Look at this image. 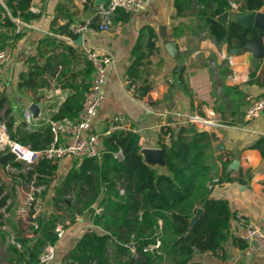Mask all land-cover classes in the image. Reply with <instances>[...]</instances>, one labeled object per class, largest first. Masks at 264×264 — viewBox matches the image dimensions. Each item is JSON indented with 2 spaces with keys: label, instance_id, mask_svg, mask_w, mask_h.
<instances>
[{
  "label": "trees",
  "instance_id": "obj_1",
  "mask_svg": "<svg viewBox=\"0 0 264 264\" xmlns=\"http://www.w3.org/2000/svg\"><path fill=\"white\" fill-rule=\"evenodd\" d=\"M6 1L12 16L27 23L40 19L49 3V0H44L41 12L36 13L30 9L32 0ZM174 3L177 16H187L196 11L195 15L200 20L201 26L208 28L214 36L213 40L219 44L221 38V42L227 43L229 49L242 48L248 41L257 38L260 33L257 29L249 28L235 20L229 23L228 20H223L221 26L218 16L225 11L227 0H175ZM263 3L264 0H245L241 10L258 9ZM76 11L73 0H59L51 21V31L77 39L78 34L74 32V24L77 21ZM130 17L131 13L118 9L114 21L125 22L129 21ZM59 19H67L68 22L57 26ZM147 27L149 30L146 44L148 53L143 50L141 42L134 47V61L128 70L132 81L137 79L141 69L147 64L146 59L156 50V33L152 27ZM26 35L25 30L16 33V23L9 15L5 18L0 16V49L9 44L14 45ZM57 41V36L42 37L38 45L40 54L44 55L45 52L56 47ZM71 56L74 63L71 72H68L70 58L67 53L63 54L61 63L65 64V68L62 73H68L59 79L50 75L44 63L40 61L41 71L36 73L35 78L47 77L51 84L46 78L30 79L28 83L33 84L34 92L50 85L46 91L41 92L37 98L38 103L49 101L50 93L58 91L64 93L63 86L67 83H72L77 91L82 92L87 55L73 47ZM53 70L54 65L50 63L49 71L54 75ZM92 76L93 67L90 65L87 81ZM27 77V75L24 76V81ZM149 90V87H145L144 92ZM71 101L72 97L67 94L57 105L58 110H71ZM6 104L10 105L5 109V115L9 117L10 135L14 140L36 150L50 143V128L42 126L36 131H30L25 129L22 123L18 124L16 117L12 114L13 107L10 104L9 95L5 91H0V111ZM126 130V132L114 131L105 139L106 146L109 148L113 138H120L123 142L124 158L120 160L109 156L104 161L100 159L99 163H96L97 158H86L79 169H71L55 187L57 194L52 201V210L47 215L41 213L29 221L28 227L17 240L22 245L21 249L15 245L1 264H8L19 249L10 264L36 263L44 246L48 243L54 244L59 239L55 230L57 224L62 222L66 228L78 221L71 214L70 224H66L64 213L73 212L79 208V189L85 185L86 181L88 184L84 189L85 202L79 211L89 210L90 218H93L94 222L93 226L87 229L69 251L65 258L66 262L64 261L66 264H111L107 258L110 240L114 241L117 253L127 256V259L118 260L114 264H143L142 262L144 264H204L196 261L195 255L198 252L210 251L216 256L224 257L221 251L224 244L230 240L237 247H246L245 242L233 236L232 222L236 214L229 200L213 198L212 189L208 187L219 167L213 151V142L216 139L214 133L192 131L191 127L186 124L181 125L177 130L168 127L165 135H169L170 143L167 144L165 141L159 143L165 155L167 170L160 172L147 164L141 153L143 145L140 140L143 132ZM26 162V179L23 185L25 193L31 192L32 186L40 188V191L35 190L34 192H41L51 185L54 186L58 180L59 162L55 163L47 159H41L39 165L33 161ZM100 163L101 169L98 170ZM223 163L226 169L229 162ZM7 165L19 172L9 170L5 166L7 176L13 181L11 187L0 178V208H5V212L11 211L19 202L14 187L16 184H22L23 179L21 163L9 160ZM95 170H97L96 175L91 178ZM119 183L123 184L126 189L125 196H121L117 189ZM102 186L106 189L100 205L105 212L98 214L96 206L93 205L102 191ZM45 195L44 192L42 197ZM11 199L12 202H9ZM200 207L203 213L191 225V219ZM7 220L8 218L1 212L0 238L2 239H6L8 234L3 229ZM160 220H162V225ZM10 221L13 223V220ZM104 222L109 225L115 224L114 230L111 231L108 227L103 233L97 230V227ZM118 227L122 230L119 231ZM158 239L161 241L159 248L144 250L155 244ZM12 247L11 245L9 250Z\"/></svg>",
  "mask_w": 264,
  "mask_h": 264
},
{
  "label": "crops",
  "instance_id": "obj_2",
  "mask_svg": "<svg viewBox=\"0 0 264 264\" xmlns=\"http://www.w3.org/2000/svg\"><path fill=\"white\" fill-rule=\"evenodd\" d=\"M58 1L49 0L47 9L38 19V26L31 25L30 34L28 32L23 39L14 44V56L21 54V57H24L33 55V53L39 54L38 59L44 63L47 72L54 77L55 74L53 75L49 71L47 54L51 55L60 46V40H69L68 44L75 45V48L82 52L83 49L99 47L102 51L112 54L115 62L109 66L107 71L106 81L108 82L105 83V99L112 96L114 101L121 100L123 104L129 99L126 106L128 111L122 112H126L132 119L131 122H127L130 129L135 132H143L140 140L141 145L148 139L154 142L155 137L151 139L150 132L157 131L166 125L193 126L186 122V116L190 114L198 113L216 122L209 132L216 135L213 151L219 167L214 173V179L220 178V182L212 189L211 196L228 199L235 214L241 212L245 218H252L264 228V114L253 119L246 117V111L251 101L264 96V58L256 62L250 51L232 53V49L228 48L227 43H222L221 38L217 44L213 40L214 36L204 26L200 30L204 38L201 40L199 48L192 47L191 44L194 45L191 42L192 37L199 29L192 27L193 24L191 25L190 22L193 16L190 14L177 16L175 0H152L139 12L132 13L129 21H114V25L109 31H96L82 36V41H79L80 35L77 39H73L51 31V21ZM73 2L75 10H77V21L74 26L87 19L96 20L94 17L97 8L95 2L92 5L81 3L79 0H73ZM244 3L245 0L241 2L239 12L229 13L228 23L235 14L253 11L241 10ZM43 5L44 0H32L31 6L36 13L41 12ZM254 10L264 11V3L262 7ZM225 11H228V6ZM67 22V19H59L57 26ZM147 26L152 27L156 33V50L146 59L147 64L141 69L137 79L132 81L128 70L134 61V47L141 42L143 50L148 53L146 44L149 30ZM4 30L7 29L4 28ZM23 30L26 29L23 28ZM46 35L57 36V46L41 55L38 45L40 39ZM34 37L37 38L32 41ZM67 55L70 58L68 70L70 72L74 60L71 51ZM229 58L231 62H229ZM13 59L15 60L14 57ZM23 63L21 59L18 66H24ZM90 65L84 71L83 85L88 83L86 77ZM7 66L0 69L3 72L2 75H4ZM184 66L186 68L183 71ZM68 72H64L62 75ZM35 75L32 78H35ZM39 78L48 79L43 76L35 79ZM48 81L51 84L49 79ZM19 83L18 80L13 82L14 87H17ZM68 85L71 86L70 83ZM49 86L39 88L35 92V96L32 97V101L27 105L36 102V95L46 91ZM145 87L150 88L146 93L144 92ZM27 90L29 91L28 87ZM4 91L6 92L5 86ZM29 93L32 94V91ZM65 95L67 93L60 91L50 93L49 101L43 102V104L51 109H56L58 102ZM73 95L74 93L70 96L74 98ZM148 97H152L153 102L149 103L150 107L147 109L142 100ZM41 110L43 111V108ZM169 115L174 116L171 118ZM115 125H109L104 132L115 131ZM164 141L167 144L170 143L169 135H165ZM155 147H159V145ZM68 158L64 161L73 169L76 167L75 162L73 158L72 162L70 159L67 162ZM233 160H238L239 165L237 169L232 170L230 165ZM225 161L229 162L226 169H224L223 163ZM80 220L65 228L66 233L59 244V249L65 250V252L63 251V262L77 240L85 234L88 228H91L89 226L83 228L86 222L83 218ZM84 222L85 224H83ZM232 224L233 236L245 242L244 223L234 217ZM13 248L8 250L7 254ZM62 251H59L52 264H61L60 252ZM221 254H224V257L216 256L210 251L198 252L195 259L204 264H264V250L251 251L246 247L240 248L234 245L232 240L224 244Z\"/></svg>",
  "mask_w": 264,
  "mask_h": 264
},
{
  "label": "built area",
  "instance_id": "obj_3",
  "mask_svg": "<svg viewBox=\"0 0 264 264\" xmlns=\"http://www.w3.org/2000/svg\"><path fill=\"white\" fill-rule=\"evenodd\" d=\"M79 1L89 5H92L95 2V0ZM151 1L152 0H108L106 4L97 5L94 16L96 20L87 19L83 22H79L74 26V32L78 35H82L83 37L96 31L107 32L114 25V18L118 9H123L132 14L142 10ZM242 1L243 0H227L228 11L223 12L220 16L223 14V16H229L230 12H239ZM30 9L35 12L33 6H31ZM7 15H9L16 23V33L20 32L25 27H31L30 23L24 22L18 17H13L7 5V1L0 0V16L5 18ZM220 16H218V19ZM219 20L223 22L224 18ZM208 32L210 31L208 30ZM14 47L15 46L13 44H9L3 49H0V69L12 62L15 54ZM83 50V52L87 55L84 71L87 66L91 64L93 67V76L88 83L83 85L81 93L73 87L72 83H70L72 89L69 85H67L69 83L63 86L65 93L70 95L74 93V98H72L71 101V110H55L49 108V106L43 105V111L41 108L39 117L36 118L30 108L31 104L22 109V124L25 129L36 131L42 125L50 128L51 141L46 147L36 150L14 140L10 135L7 119L0 114L2 116L0 119V156L4 153H12V160L22 164V172L24 176L22 184L19 185L21 186L20 188L22 192H24L23 185L26 179L27 171L25 163H27V160L33 161L39 165L41 159H47L55 163H60L70 157L73 158L76 168L79 169L86 158H97L96 163H99L100 159H103L104 161L109 156L120 160L124 158L123 142L120 138H113L110 147L107 148L106 146L105 137H109L114 131L97 134L93 130L94 119L98 115L99 108L105 99L107 71L109 66L115 62V58L112 54L102 51L99 47H92ZM228 60L231 62L230 58ZM72 67L73 64L71 65L70 72ZM32 85L28 83L27 87L29 91H32ZM3 86L4 85L0 82V91H4ZM40 94L41 93H38L36 95V102ZM262 114H264V96L255 98L251 101L246 111V117L248 119H253ZM117 120L120 121V123L119 125L114 126L115 131L122 130L126 132V128L128 131H133L129 128V126H127V122L123 121L124 118H117ZM186 122L198 128L199 131L208 132L211 127L216 125V122L208 117H203L198 113L186 116ZM103 161H101V163ZM101 163L98 166V170L101 169ZM96 171L97 170H95L94 174L90 176L91 178L96 175ZM219 182L220 179L215 178L208 184V187L213 189ZM87 184L88 182L86 181L83 187H86ZM49 187L41 192L34 193H44L49 189ZM81 188L79 191H81ZM105 189V186H102V191L93 205H98L96 206V212L98 214L104 209L101 207L100 201L105 195ZM117 189L119 190L121 196L126 195V189L123 184L119 183ZM34 199L35 198L31 197L28 203H31ZM34 203L35 201L32 202V204ZM43 203L44 201L40 202V212L43 211V208H47V205H43ZM82 208L83 195L80 192V206L76 211H79ZM1 212L5 214V208H0V213ZM79 216L80 215H78L77 219H79ZM235 218L244 223V240L246 248L251 251L264 250V228L252 218H245L241 212H237ZM159 222L162 225V220ZM66 224H70V221H66ZM55 230L58 233L59 239L54 244H46L39 255L38 261L32 264H52L55 261L60 241L65 235L64 223H58ZM160 245L161 241L158 239L155 244L150 245L144 250L148 251L154 248H159ZM133 251L135 252V248H133ZM137 258L141 259L139 256H137Z\"/></svg>",
  "mask_w": 264,
  "mask_h": 264
},
{
  "label": "rangeland",
  "instance_id": "obj_4",
  "mask_svg": "<svg viewBox=\"0 0 264 264\" xmlns=\"http://www.w3.org/2000/svg\"><path fill=\"white\" fill-rule=\"evenodd\" d=\"M196 10V9H195ZM196 11L191 12V16H193L191 18V25L193 28L195 29H199V31H195L194 36L192 37V43L194 45L191 44L192 47H198L200 46V42L201 40L204 38V36L201 34V23L200 20L198 19V17H196ZM237 14L233 15L232 20L235 19ZM38 21H33L32 22V26L37 27L38 26ZM187 22V21H186ZM25 31L29 34L31 32L30 27H25ZM37 37H34L32 39V41L36 40ZM67 41V42H66ZM66 41H59V47H57L56 50L53 51V53L47 54L48 60H49V64H53L54 65V72L55 75L54 77L59 79L62 76V71L65 68V64L61 63V58L63 56V54L65 52H67V54L70 53L71 51V47H75L71 46L69 43V40ZM80 49V47H78ZM203 49V48H201ZM69 56V55H68ZM40 56L37 53H33V55H27L24 57H21V54L17 55L16 57L14 56L15 60L13 59L12 63L9 64V66H7V69L4 71V75H2L3 72L0 71V81L3 83V85L6 88V93L9 95L10 98V104L13 107V112L12 114L16 117L17 119V123L21 124L22 123V118H21V109L26 106L30 101H32V97L35 96V92H34V87L32 90V94L29 93V91L27 90V85L28 82L30 81V79L32 78V76H34V74L38 73L40 71V59H38ZM23 60V64L24 66H18L19 65V61ZM61 63V64H60ZM186 66L183 67V71L185 70ZM27 75V79L24 81V76ZM16 80H18L19 85H17V87H14L13 82H15ZM48 80V79H47ZM107 80V79H106ZM108 82V81H106ZM68 85V84H67ZM66 85V86H67ZM3 86V87H4ZM155 86V84L153 83V87ZM71 88V86H70ZM72 89V88H71ZM41 92V91H40ZM155 95V94H154ZM158 97V96H157ZM138 101V100H136ZM144 103V107H150L149 103L153 102V98L152 97H148L147 99H143L142 100ZM129 99H127L125 101V104H123V102L120 101H114L113 97H107V99H105V101L103 102L98 115L96 116V118L94 119L93 122V130L95 133L97 134H102L109 125H115V124H119L120 121L117 120V118H124L123 121L125 122H131L132 119H130L128 117V114L125 112L123 113L122 111H128V109L126 108V106L128 105ZM139 102V101H138ZM141 103V102H139ZM50 104V103H48ZM52 104V103H51ZM142 105V103H141ZM9 105L6 104L5 108H3L2 111H0V114L4 116V118L7 119V121L9 120V117L5 115V109L8 107ZM52 106V105H50ZM146 109V108H145ZM174 115H169V117L173 118ZM167 127H170L174 130H177L179 127L178 125H169V126H164L162 128H159V130L154 131V132H150L151 134V139H153V137H155V141L151 142L150 139H148L144 144L143 147H155L158 146L159 143L163 142L165 140V130ZM197 131H199L197 129ZM107 137H105L106 139ZM8 153H4L0 156V158L3 160V162L0 159V165H2V168H0V178L5 181L9 187H11L13 185V181L11 178H9L7 176L6 173V168L5 166H7V168L9 170L15 171V172H19L17 171L15 168H12L11 166L7 165L9 162V159H7L5 156ZM70 161L72 162V158H68L67 162ZM60 164V169H59V173H58V180L55 182L54 186L51 185L49 187V189L45 192L46 195L45 197H42L43 193H30V194H26L24 192H22L21 190V186H19V184L15 185V193L17 194V200L19 199V202L12 208L11 211L6 212L5 213V217L8 218V220L6 221L5 225L3 226V229L8 232L6 239H2L0 238V262L2 263V261L5 259L6 254L8 253L9 248L11 247V245L13 247H15V241L19 240L21 238V234L23 233V231L28 227L29 225V221L33 220L36 216L40 215L41 213L44 215H47L51 210H52V201L56 198V194H57V190H56V186L58 184H60V182L64 179L65 176H67L68 172L72 169V167H69L66 164V161H62L59 163ZM154 168L158 169L160 172L165 171L167 169H164L158 165L153 166ZM73 169H77L76 167H74ZM64 175V176H62ZM24 176V175H23ZM87 187V186H86ZM86 187L81 188V194L83 195V204L85 202V193H84V189ZM19 190V193H18ZM34 190V189H33ZM22 196V197H21ZM31 197L35 198L33 201H35L34 204L28 203V201H30ZM74 200V199H73ZM44 201L43 205H47V208L44 209L43 211L40 212V202ZM12 202V199L9 201ZM98 206V205H96ZM105 209H103V211L101 212H105ZM71 214L75 216V218L79 216V219H77L79 222L80 219H84L85 222L83 224V228H86L87 226L91 227L93 226V218H90L91 216V212L87 209H84L83 211H73V212H69V213H64V219L65 221H70V217ZM106 215V214H105ZM13 220V223L12 221ZM81 221V220H80ZM83 222V221H82ZM81 222V223H82ZM14 224V226H13ZM98 225V224H97ZM115 224L109 225L106 224L105 222L102 225H99L97 227V230H99L100 232H106V227L110 228L111 231L114 230ZM94 228V227H93ZM119 231L122 230L121 227H118ZM66 233V232H65ZM59 251H62V249H59ZM59 251L57 252V254L59 253ZM65 252V250H63ZM60 252L61 256H60V263L61 264H66L63 262V253L64 252ZM57 258V257H56ZM107 258L109 260V262L111 264L116 263L118 260H125L127 259V256L119 254L116 252V248H115V244L113 240L109 241L108 244V248H107ZM0 263V264H1Z\"/></svg>",
  "mask_w": 264,
  "mask_h": 264
},
{
  "label": "water",
  "instance_id": "obj_5",
  "mask_svg": "<svg viewBox=\"0 0 264 264\" xmlns=\"http://www.w3.org/2000/svg\"><path fill=\"white\" fill-rule=\"evenodd\" d=\"M108 0H96L95 4H106ZM224 15V14H223ZM220 16L219 19L225 18L226 16ZM236 22L241 23L249 28H255L260 33L257 38L248 41L242 48L232 49V53H242L244 51H250L252 53L254 61L258 62L264 58V11L253 10L251 12L238 14L235 19ZM82 35L79 36V41H82ZM43 105L39 103H32L30 108L32 109L34 116L37 118L40 114V109ZM192 131H196L195 126H191ZM141 153L144 156V160L151 166L158 165L164 169H167L166 159L164 152L161 147H142ZM7 159L12 160V153H8L5 156ZM1 159V158H0ZM3 162V160L1 159ZM238 160H233L230 169L238 168ZM2 168V165H0ZM203 213V209L200 207L196 215L191 219V225H193L200 215ZM144 264V262H142Z\"/></svg>",
  "mask_w": 264,
  "mask_h": 264
},
{
  "label": "bare ground",
  "instance_id": "obj_6",
  "mask_svg": "<svg viewBox=\"0 0 264 264\" xmlns=\"http://www.w3.org/2000/svg\"><path fill=\"white\" fill-rule=\"evenodd\" d=\"M224 20H228V16H226V18H224ZM65 96H66V95H65ZM65 96H63V97L61 98V100L64 99ZM61 100H60V101H61ZM60 101L58 102V105H59ZM39 104L44 105L43 102H39ZM55 110H58V106H57V108H56ZM27 161H30V160H27ZM33 189H34V190H33ZM35 190L40 191V188H35V187L32 186L31 192H34ZM31 192H29V193H31ZM15 245H17L19 248L22 247V245H21L19 242H17V241H15Z\"/></svg>",
  "mask_w": 264,
  "mask_h": 264
}]
</instances>
